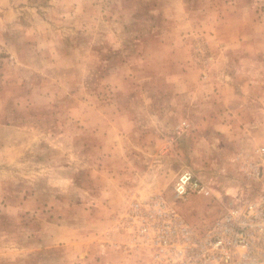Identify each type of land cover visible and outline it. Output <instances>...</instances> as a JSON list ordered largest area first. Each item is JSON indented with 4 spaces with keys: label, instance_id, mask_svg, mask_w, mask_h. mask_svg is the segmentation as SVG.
<instances>
[{
    "label": "rangeland",
    "instance_id": "obj_1",
    "mask_svg": "<svg viewBox=\"0 0 264 264\" xmlns=\"http://www.w3.org/2000/svg\"><path fill=\"white\" fill-rule=\"evenodd\" d=\"M263 143L264 0H0V264H136L132 199L203 232Z\"/></svg>",
    "mask_w": 264,
    "mask_h": 264
},
{
    "label": "built area",
    "instance_id": "obj_2",
    "mask_svg": "<svg viewBox=\"0 0 264 264\" xmlns=\"http://www.w3.org/2000/svg\"><path fill=\"white\" fill-rule=\"evenodd\" d=\"M178 127L180 135L186 127ZM242 169L257 185L235 197L213 225L198 232L162 194L134 198L121 215V243L114 245L136 264H264V144ZM175 201L212 191L191 170L182 171L172 189Z\"/></svg>",
    "mask_w": 264,
    "mask_h": 264
},
{
    "label": "crops",
    "instance_id": "obj_3",
    "mask_svg": "<svg viewBox=\"0 0 264 264\" xmlns=\"http://www.w3.org/2000/svg\"><path fill=\"white\" fill-rule=\"evenodd\" d=\"M264 144V143H263Z\"/></svg>",
    "mask_w": 264,
    "mask_h": 264
}]
</instances>
